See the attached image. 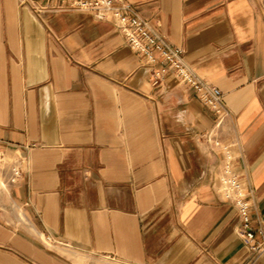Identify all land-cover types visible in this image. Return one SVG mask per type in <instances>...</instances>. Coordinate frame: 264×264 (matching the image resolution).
Wrapping results in <instances>:
<instances>
[{
  "label": "crops",
  "instance_id": "1",
  "mask_svg": "<svg viewBox=\"0 0 264 264\" xmlns=\"http://www.w3.org/2000/svg\"><path fill=\"white\" fill-rule=\"evenodd\" d=\"M125 1L223 91L256 235L212 184L218 116L193 87L152 85L112 16L0 0V144L24 171H0V264H264V0Z\"/></svg>",
  "mask_w": 264,
  "mask_h": 264
},
{
  "label": "built area",
  "instance_id": "2",
  "mask_svg": "<svg viewBox=\"0 0 264 264\" xmlns=\"http://www.w3.org/2000/svg\"><path fill=\"white\" fill-rule=\"evenodd\" d=\"M66 1L72 7L90 10L100 18L112 16L126 34L131 46L146 58V74L152 85L162 86L167 75L173 71L186 85L193 87L197 96L217 113L216 127L201 133L202 139L212 144L215 149L219 148L223 156L220 163L214 167L212 184L218 187L223 196L234 199L237 203L242 217L237 225V232L240 236L248 240L254 238L256 232L250 222L248 203L245 202L246 186L240 173L235 169V143L225 139L221 134L222 125L225 119L230 116V111L224 104L221 88L198 75L185 60L183 48L172 45L166 40L165 35L154 31L148 20L142 17L130 2L125 0ZM21 162V157L8 154L5 147L0 144V171L11 170L10 180L12 182H17L23 175ZM258 232L262 234L263 241L252 245L256 250L264 248V229L259 228ZM42 235L48 244L55 242L54 237L49 232H42Z\"/></svg>",
  "mask_w": 264,
  "mask_h": 264
},
{
  "label": "rangeland",
  "instance_id": "3",
  "mask_svg": "<svg viewBox=\"0 0 264 264\" xmlns=\"http://www.w3.org/2000/svg\"><path fill=\"white\" fill-rule=\"evenodd\" d=\"M2 178V176L0 175V179Z\"/></svg>",
  "mask_w": 264,
  "mask_h": 264
},
{
  "label": "bare ground",
  "instance_id": "4",
  "mask_svg": "<svg viewBox=\"0 0 264 264\" xmlns=\"http://www.w3.org/2000/svg\"><path fill=\"white\" fill-rule=\"evenodd\" d=\"M22 216V215H21ZM23 217H24V215H23Z\"/></svg>",
  "mask_w": 264,
  "mask_h": 264
}]
</instances>
